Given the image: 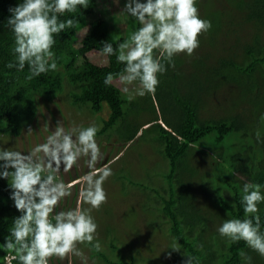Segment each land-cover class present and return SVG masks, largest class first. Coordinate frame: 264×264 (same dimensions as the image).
Masks as SVG:
<instances>
[{
    "label": "trees",
    "instance_id": "1",
    "mask_svg": "<svg viewBox=\"0 0 264 264\" xmlns=\"http://www.w3.org/2000/svg\"><path fill=\"white\" fill-rule=\"evenodd\" d=\"M20 2L22 0H0L1 139L18 136L22 127L35 118L39 110L38 99L52 101L61 93L65 94L69 105H88L96 112L101 110L104 102L107 103L110 109L109 118L104 120L99 131L104 132L107 127L112 126L126 114L122 107L127 101L122 98V91L118 83L112 82L109 85L104 83L107 74L100 65L94 64L87 57L86 40L89 39L94 44L101 46H103L102 42L110 41L113 42L115 48L118 43L127 38L118 37L113 27L110 30H98L97 26L103 25L99 19L100 16H103L99 10L101 3H99V7H96L98 12L93 7L89 10L82 8V11L76 14L65 13L60 17L61 20L75 18L79 23L72 28H67L55 38L56 44L53 51L59 70L49 71L29 80L27 77L30 72L27 65L23 71L6 67L8 62L15 60L13 54L15 39L7 24V19L10 16L8 9ZM89 7L91 6L88 4ZM231 7L237 12L234 18L226 20L227 29L232 32V36H225L221 41L225 39L237 40L239 38L237 30L242 33L243 41L239 48L225 46L223 43L221 47L214 48V51H221L219 58H214L216 55L211 51L207 57L211 56L214 61L217 60L216 63L222 71L228 70V72L244 76L245 83L250 84L246 93L256 91L261 95L262 91L255 90L252 81L256 77L255 75L264 81V0H233ZM232 20L240 21L237 23V27L235 24H231ZM91 22L96 23L97 26L91 27L93 26ZM136 23L137 29L141 25L137 20ZM87 27H90L89 35L81 39L80 44L77 45L79 34ZM247 27H251V29L246 33ZM222 51H224L223 54ZM106 58V67L124 68V65L117 61L116 55ZM224 73H222L221 83L212 87L208 86V97L205 101H195L192 96H183V98H170L167 100L168 102H162L159 99L155 103L151 102L150 105L137 102L136 106L132 107V110L139 114L145 111L148 114L143 123L128 135L127 140H130L146 122L150 123L146 129L154 128V132L150 135L162 144V155L169 166L166 177L169 184L158 189L156 195L160 201V206L157 208L160 222L165 221L170 224L167 229L170 242H167L166 249L172 253V257L167 255L168 257L164 259L160 253V259L157 258L155 264H184L186 257L183 255L189 254L197 258L198 264H248L240 253L243 251L249 256L254 253L244 241L233 243L227 238H222L217 232V228L224 220L244 218L245 213L241 199L242 185L245 181L260 183L264 187V149H262L264 143H257L256 134L252 132V128L250 129V136L254 138L252 146L233 148V152L219 146L234 127L248 129V125L237 114L238 112L232 116L220 115L200 118V110L204 104L211 101L213 90L223 86ZM256 79L254 81H257ZM160 117L171 130L164 129L160 123L156 122ZM259 133L264 139L263 132ZM244 135L247 136L248 133L245 131ZM201 146L204 148L202 149ZM254 146L257 148H252ZM205 148H209L210 152H207ZM260 149L263 152H260ZM195 152H205L210 156L213 153L216 157V167L224 164L229 166L227 168L222 166L217 171L214 182L207 181L204 184L199 182L200 191L203 193L198 192L204 194L205 199H198L199 195L193 192L194 189L189 191L191 188L185 181L188 175L190 177L192 175L189 184L193 185L195 171L198 169L197 167L192 168V173H190L187 160H190ZM229 157L234 161L231 162ZM249 158L252 159H250V165L246 167V159ZM235 171L243 174L245 178L242 180L235 176ZM207 175L206 173V177H208ZM60 176L63 179V174ZM180 180L181 190L178 193L174 186ZM10 182V180L0 179V245L4 243L5 237L9 236L14 217L20 215L9 198L11 190L8 183L10 184ZM162 189L165 191V195H161ZM65 209L68 210L67 207ZM259 215L261 216L262 229H264V204L260 205ZM212 222L214 223L211 224ZM81 246H85V244L79 247L84 255L94 260L88 254L90 251L88 247L82 248ZM174 247L179 248L180 251H173ZM121 250L123 249L121 248ZM126 254L130 256L125 260L110 259L108 262L105 260L102 262L106 264H151L154 261L148 257L144 258L139 250L133 248L131 251L128 249ZM5 255L6 253L0 249V264H6ZM131 256L133 258L130 259ZM197 261H194V264H197ZM252 261L253 259L251 264L256 263ZM12 264H18V262L13 261ZM49 264H63V262L59 258L53 257ZM257 264H260L258 260Z\"/></svg>",
    "mask_w": 264,
    "mask_h": 264
},
{
    "label": "clouds",
    "instance_id": "2",
    "mask_svg": "<svg viewBox=\"0 0 264 264\" xmlns=\"http://www.w3.org/2000/svg\"><path fill=\"white\" fill-rule=\"evenodd\" d=\"M88 4L89 0H22L10 7L7 24L15 39V60L6 67L23 71L27 65L29 80L58 71L53 51L55 38L79 23L75 18L61 20L60 17L76 12L78 7L87 9ZM122 11L141 26L115 48L113 42H102L99 54L116 55L117 61L124 65L115 76L108 73L104 83L109 85L118 77L123 85L121 91L129 100L154 96L160 76L169 67H175V57L193 55L200 46V36L212 28L211 21L200 16L198 0H126ZM156 122L167 127L160 118ZM99 131L100 126L95 122L87 126L73 124L65 129L58 121L45 142L28 152L0 146V179L11 181L9 198L20 213L14 217L9 236L0 245L6 253V264L13 261L49 264L53 257L64 260L72 256L87 264L80 245H92L97 252L101 251L98 224L92 212L107 203L104 183L113 171L107 164L97 167L104 159L96 139ZM32 132L29 127L26 134ZM256 141L264 143L259 132ZM81 159L89 171L79 180L66 183L60 176L61 166L68 173ZM77 183L82 185L77 206L56 211L61 201L72 195ZM242 192L244 218L224 220L217 232L233 243L244 241L249 249L264 257V229L259 215L260 205L264 204V187L245 181ZM172 250L180 251L176 247ZM240 255L251 264V256L243 251ZM183 256L184 264L197 261L190 254Z\"/></svg>",
    "mask_w": 264,
    "mask_h": 264
},
{
    "label": "rangeland",
    "instance_id": "3",
    "mask_svg": "<svg viewBox=\"0 0 264 264\" xmlns=\"http://www.w3.org/2000/svg\"><path fill=\"white\" fill-rule=\"evenodd\" d=\"M232 1L198 0L200 16L212 23L211 30L200 36L199 48L191 56L180 54L175 57V67H169L168 71L160 76V84L154 96L146 95L129 100L128 95L122 92V98L127 101L122 107L126 114L121 116L112 126L107 127L104 132L97 133L96 139L101 152L104 154L103 161L97 167L107 164L112 168L113 175L104 183V189L108 194L107 203L102 205L98 211L93 210L92 212L98 224L97 232L101 251L97 252L92 245L81 246L82 248L87 246L90 250L88 254L94 259L92 260L84 255L87 264H106L102 260L108 262L110 259L125 260L130 256L126 254L128 249L131 251L132 248L139 250L144 258L148 257L154 260L153 264L156 263L157 258L160 259V253L164 259L169 256L168 253H171L166 249L167 242H170L167 231L170 224L164 220L161 223L157 214L160 201L156 194H158V189L169 184L166 178L169 166L162 155V144L151 136L154 132L153 127L146 129L150 125L147 122L136 131L130 140H127L128 135L143 123L148 114L146 111L139 114L132 110L137 102L150 105L151 102L155 103L159 99L166 102L170 98H183V96H192L195 101H205L208 97V86L212 87L217 83H221L222 73L225 72L223 86L213 90L210 97L211 101L204 104L200 110V118L220 115L232 116L238 112L237 114L248 125V129L234 127L232 132L220 143L219 146L229 152H233V148L252 146L254 138L250 136L251 128L254 134L262 131L264 136V81L255 75L254 79L257 78V81L253 79V88L262 91V94L259 95L256 91L246 93L250 84L245 83L246 78L244 76L228 72V70L222 71L216 63L217 60L214 61L211 56L207 57L209 51L216 55L214 58L218 57L221 51H214V48L221 47L223 43H225V46L239 48L240 43L243 41L242 33L238 30L239 38L237 40L225 39L221 41L225 36H232V32L227 29L226 22L227 19H232L237 14L231 7ZM125 2L126 0H118V3H114L113 0H89L91 7L86 10L94 7L98 12L96 7L101 3L99 10L100 14L103 15L99 18L100 23H103V25L97 26L96 23L91 22L93 26H91L92 24L90 26L93 28L97 26L99 31L110 30L113 27L118 37L128 39L131 33L136 30L137 23L135 18L129 17L122 11ZM80 11H82V8L78 7L77 11L71 14ZM238 22L240 21L232 20L231 24H235L237 27ZM247 28L246 33L251 27ZM89 31L90 27L82 30L78 36L77 45L80 44L81 39L89 35ZM86 44L87 57L94 64L100 65L106 74L111 72L115 76L123 70L122 67L116 69L106 67L107 58L99 54L102 49L101 45H96L89 39L86 40ZM223 53L224 51H222ZM113 82L118 83V86L122 89L123 85L119 83L118 77L114 78ZM37 104L39 110L35 118L22 127L18 136L3 139L0 136V146L28 152L36 145L45 142L58 121L62 122L65 129L70 128L73 124L87 126L92 122L99 125L101 129L104 120L109 118L110 113V109L105 102L102 104L101 110L97 112L93 111L88 105H69L63 93L56 96L52 101H40L38 99ZM160 119L162 118L160 117ZM29 127L32 128L33 132L26 134ZM163 128L170 129L168 127ZM245 131L248 133L247 136L244 135ZM201 148L203 149L204 146H201ZM205 150L210 152L209 148H205ZM259 151L263 152L261 149ZM215 158L213 153L210 156L205 152H195L190 160H187L190 173H192V168L197 167L198 169L195 171L193 185L189 184L192 175L191 177L188 175L185 180L187 186L191 188L189 191L194 189L193 192L199 195L198 199H205V195L198 192L201 190L199 182L203 184L207 181L214 182L217 171L222 166L224 168L228 166L227 164H218L219 166L216 167ZM229 158L231 162L234 161L231 157ZM109 159L110 161H108ZM250 159L252 158L246 159V167L250 165ZM212 165H214V168H212ZM78 167L81 174H78V170L64 173L62 171L63 166H61V174H63V180L66 183H70L71 180V182L77 181L74 177H71L74 172L76 176H80V179L89 171L85 162L84 166ZM206 173L208 177H206ZM234 174L239 178L241 176L245 178L239 172L235 171ZM177 183L175 185L177 187L174 186V188L179 193L181 180ZM81 188V184H75L72 195L62 200L56 210H66V207L67 209L75 208ZM165 194L162 189L161 195ZM84 206L88 207L86 204ZM98 253L100 255H97ZM170 256L172 257V253ZM251 258L253 263L256 262L255 264H257V260L260 264L264 263V257L259 256L256 252L252 253ZM69 259L71 264H82L81 258L75 256L67 258V262L66 259L62 260L63 264H69Z\"/></svg>",
    "mask_w": 264,
    "mask_h": 264
},
{
    "label": "crops",
    "instance_id": "4",
    "mask_svg": "<svg viewBox=\"0 0 264 264\" xmlns=\"http://www.w3.org/2000/svg\"><path fill=\"white\" fill-rule=\"evenodd\" d=\"M84 162H85L84 159H81V163L79 162V164H78L76 167H74V168L72 169V171H74V170L77 171V170H78V174H81V173L79 172V169H80V168H79L78 166H84ZM71 177H74L75 180H79V177H80V176H76V175H75V172H74V174L71 175ZM74 179H73V180H74ZM71 181H72V180H71ZM71 181H70V182H71Z\"/></svg>",
    "mask_w": 264,
    "mask_h": 264
}]
</instances>
